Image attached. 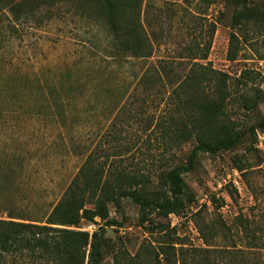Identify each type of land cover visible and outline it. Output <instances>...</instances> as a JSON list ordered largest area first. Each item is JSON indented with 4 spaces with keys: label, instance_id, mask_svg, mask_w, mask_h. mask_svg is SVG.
I'll return each instance as SVG.
<instances>
[{
    "label": "rangeland",
    "instance_id": "1",
    "mask_svg": "<svg viewBox=\"0 0 264 264\" xmlns=\"http://www.w3.org/2000/svg\"><path fill=\"white\" fill-rule=\"evenodd\" d=\"M142 19L155 44L151 63L174 58L181 62L186 46L200 44L204 50L211 44L204 62L229 76L232 91L221 119L224 134L245 137L229 151L199 155L195 170L184 176L185 214L168 218L151 214L152 225L143 223L139 206L130 199H123L119 210L110 205L117 225L105 227L107 255L103 264H158L157 252L165 240L201 246L195 221L211 217V194L225 198L222 212L227 219L246 212L253 203L238 168L255 170L264 202V176L257 166L264 157V132L257 131L255 136L249 132L264 116V0H144ZM212 24H216L215 34L211 33ZM232 34L237 38L234 61L229 53ZM109 43L101 17L76 9L73 0L41 8L20 23L8 12L0 13V145L5 155L14 151L22 159L15 164L19 173L15 189L5 200L14 213L43 217L96 146L101 148V156L104 152L116 155L113 146L119 139L122 150L118 152L125 155L123 161L130 169L138 162L140 168H150L153 159L159 160L163 148L150 125L165 109L169 87L157 85L151 90L133 85L127 98L114 107L111 103L121 93L118 89H112L115 92L110 96L106 88H100L98 101H88L95 81L89 76L87 86L79 89L76 101L68 106L67 99L59 97L57 81L52 83L69 67L76 65L71 69L82 71L90 60L105 57ZM185 68L189 65L184 62L177 74ZM51 90H58L53 98ZM44 95L51 101L43 102ZM57 104L62 116L55 110ZM192 148L193 144H188L174 149L171 153L176 159L171 165L186 164ZM153 166L157 177L163 168L158 162ZM164 189L157 182L151 187L154 192ZM234 189L239 194L237 202L228 195ZM101 225L97 218L83 221L78 229L92 233ZM161 226L167 230L161 232Z\"/></svg>",
    "mask_w": 264,
    "mask_h": 264
},
{
    "label": "trees",
    "instance_id": "2",
    "mask_svg": "<svg viewBox=\"0 0 264 264\" xmlns=\"http://www.w3.org/2000/svg\"><path fill=\"white\" fill-rule=\"evenodd\" d=\"M66 2L68 0H0V13L8 12L14 22L20 23L32 18L41 8ZM73 3L81 12L101 17L110 43L104 48L105 57L90 60L85 70L73 71L74 65L55 78L58 80L52 83L57 81L60 99L64 96L68 106L71 105L79 89L87 86L89 76H94L95 81L88 101H98L100 88H106L110 96L112 89L121 90L117 96L113 95L114 107L127 98L133 85L136 88L148 86L151 90L157 85L169 87L165 109L150 125L152 131L156 130V140L163 151L158 161L153 159L152 167L140 168L138 162L130 169L123 161L125 155L118 152L122 150L119 139L117 143H120L113 146L116 155L103 151L104 156H101L99 146L90 149L83 166L58 202L43 217L33 218L25 212L16 214L5 205L15 189V176L19 174L15 164L22 159L14 151L5 155L0 141V264H103L107 255L105 227L117 225L111 218L110 205L119 210L121 201L130 199L139 206L143 223L152 225L151 214L157 218L185 214L184 176L195 170L199 155L229 151L245 137L239 133L224 134L221 119L232 91L229 76L204 62L208 59L210 43L204 50L200 44L186 46L185 56L179 58L181 62L174 58L151 63L155 44L143 24L144 0H73ZM215 32L216 24H212L211 33ZM235 40L232 34L229 53L233 61L237 59ZM184 62L189 68L177 74L176 70ZM137 66L141 68L136 70ZM57 91L51 90L50 96L53 98ZM43 97V102L51 101L46 95ZM0 101H3L1 97ZM55 107L62 116L60 106ZM257 131L264 132V116L249 130L253 136ZM188 144H193V148L187 163L171 165L176 159L171 152ZM260 161L258 170L264 176V157ZM156 162L163 168L157 177L152 170ZM238 171L253 197L246 212L242 210L227 219L222 212L225 198L211 194L208 197L213 209L211 217L195 221L202 245L190 246L183 240L160 242L158 264H264V202L259 196L256 172L242 167ZM156 182L165 189L151 191ZM147 194L153 197L148 198ZM228 195L237 202L236 189L229 190ZM97 218L103 222L98 230L90 233L78 229L83 221L94 222ZM166 230L161 226V232Z\"/></svg>",
    "mask_w": 264,
    "mask_h": 264
}]
</instances>
